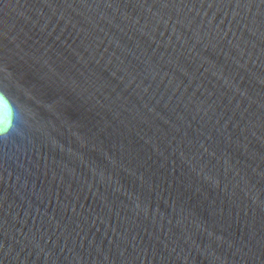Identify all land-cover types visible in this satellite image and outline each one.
Masks as SVG:
<instances>
[{
  "label": "water",
  "instance_id": "95a60500",
  "mask_svg": "<svg viewBox=\"0 0 264 264\" xmlns=\"http://www.w3.org/2000/svg\"><path fill=\"white\" fill-rule=\"evenodd\" d=\"M0 90V264H264V0H0Z\"/></svg>",
  "mask_w": 264,
  "mask_h": 264
},
{
  "label": "clouds",
  "instance_id": "9594fccd",
  "mask_svg": "<svg viewBox=\"0 0 264 264\" xmlns=\"http://www.w3.org/2000/svg\"><path fill=\"white\" fill-rule=\"evenodd\" d=\"M0 105L7 108V118L0 122V140H7L10 135L20 132L19 125L25 121V110L9 99L6 91L0 90Z\"/></svg>",
  "mask_w": 264,
  "mask_h": 264
}]
</instances>
